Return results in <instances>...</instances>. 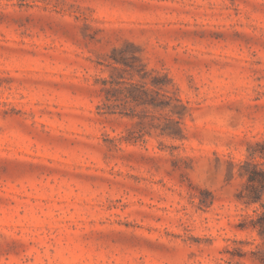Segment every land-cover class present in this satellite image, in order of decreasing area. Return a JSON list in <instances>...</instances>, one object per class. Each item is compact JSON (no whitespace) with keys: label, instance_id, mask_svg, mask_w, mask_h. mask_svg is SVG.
I'll return each instance as SVG.
<instances>
[{"label":"rangeland","instance_id":"374dc122","mask_svg":"<svg viewBox=\"0 0 264 264\" xmlns=\"http://www.w3.org/2000/svg\"><path fill=\"white\" fill-rule=\"evenodd\" d=\"M263 137L264 0H0V264H227Z\"/></svg>","mask_w":264,"mask_h":264},{"label":"trees","instance_id":"16d2710c","mask_svg":"<svg viewBox=\"0 0 264 264\" xmlns=\"http://www.w3.org/2000/svg\"><path fill=\"white\" fill-rule=\"evenodd\" d=\"M132 57L140 62L136 55ZM113 59L115 63L124 65V67H119L121 70L131 71V74L139 77L141 84L128 83L132 87V92L130 91L128 94L131 99L141 100L142 103L151 104L154 107L168 105L160 101V97L166 95L162 93V90L168 85L169 78L167 76L160 77L156 74L152 78L153 88L149 89L152 90L153 96H150L151 98L148 100L145 89L142 94L135 92L140 86H145L147 76L141 72L143 69L115 57ZM238 174L243 178V182L235 199L242 206L244 213L236 227L241 232L252 233L253 238L251 240L233 239V246L224 250L228 254L225 262L227 264H242V259L248 257L255 264H264V137L247 144L245 157L238 162ZM245 245L249 247L245 248Z\"/></svg>","mask_w":264,"mask_h":264}]
</instances>
